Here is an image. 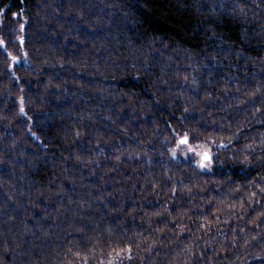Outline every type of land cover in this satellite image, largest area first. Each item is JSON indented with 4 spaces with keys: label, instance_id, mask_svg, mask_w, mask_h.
Listing matches in <instances>:
<instances>
[{
    "label": "trees",
    "instance_id": "16d2710c",
    "mask_svg": "<svg viewBox=\"0 0 264 264\" xmlns=\"http://www.w3.org/2000/svg\"><path fill=\"white\" fill-rule=\"evenodd\" d=\"M0 40V264H264V0H0Z\"/></svg>",
    "mask_w": 264,
    "mask_h": 264
},
{
    "label": "snow or ice",
    "instance_id": "6c2138e0",
    "mask_svg": "<svg viewBox=\"0 0 264 264\" xmlns=\"http://www.w3.org/2000/svg\"><path fill=\"white\" fill-rule=\"evenodd\" d=\"M0 45H4V41L3 40H0ZM15 59V58H14ZM23 103V102H22ZM24 111V109H23V107H21V112H23ZM181 143H187V138H185V139H183L182 141H181ZM207 158V157H206Z\"/></svg>",
    "mask_w": 264,
    "mask_h": 264
},
{
    "label": "rangeland",
    "instance_id": "374dc122",
    "mask_svg": "<svg viewBox=\"0 0 264 264\" xmlns=\"http://www.w3.org/2000/svg\"><path fill=\"white\" fill-rule=\"evenodd\" d=\"M207 162H208V159H206L205 161H203L204 168L208 167L209 164Z\"/></svg>",
    "mask_w": 264,
    "mask_h": 264
},
{
    "label": "water",
    "instance_id": "95a60500",
    "mask_svg": "<svg viewBox=\"0 0 264 264\" xmlns=\"http://www.w3.org/2000/svg\"><path fill=\"white\" fill-rule=\"evenodd\" d=\"M206 159V158H205Z\"/></svg>",
    "mask_w": 264,
    "mask_h": 264
}]
</instances>
